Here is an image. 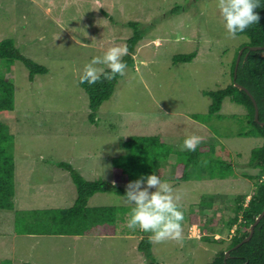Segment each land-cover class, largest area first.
<instances>
[{"label": "rangeland", "instance_id": "obj_1", "mask_svg": "<svg viewBox=\"0 0 264 264\" xmlns=\"http://www.w3.org/2000/svg\"><path fill=\"white\" fill-rule=\"evenodd\" d=\"M216 3L217 0H0V42L11 39L19 54L47 69L46 74L30 82L20 61H15L9 71L0 62V76L14 86L15 110L0 114V123L7 125L14 136L17 212L43 206L21 205L19 199H28L27 194L38 199L33 184L48 187L54 176L51 171H57L55 162L68 163L87 176L97 173L92 177L94 181L107 176L110 183V159L124 154L123 144L130 137L159 136L173 151L181 152L184 139L194 133L203 137L197 147H211L213 158L231 163L233 175L223 185L217 177H208L210 170L202 169L203 164L190 169L191 180L177 187L181 210L192 213L201 208L202 201L209 202L211 211L203 208L206 214L196 227L205 229L214 216L218 221L216 229L221 232L217 233L219 240L226 238L227 209L240 195L249 199L257 184L259 172L249 166V155L262 139L238 135L247 111L229 99L222 102L217 115L207 117L203 123L191 118H205L210 99L203 93L231 83L232 61L243 50L239 47L248 42L245 36L226 37ZM132 22L139 24L143 37L134 47L126 75L119 78L112 96L98 110L97 125H91L88 98L78 84L83 66L111 46L126 45L133 35L129 27ZM192 52L196 57L190 63H173L176 55ZM93 157L98 159V170L93 164L96 162L91 161ZM175 160L172 153L161 174V179L166 174L163 181L174 187L179 184L174 178ZM182 175L177 173L178 177ZM210 181L215 182L205 184ZM96 195L100 206L128 207L113 193ZM209 196L213 197L211 201ZM9 213L0 211V225L7 222L4 227L10 232ZM118 216L109 233L98 234V243L64 236H18L15 240L13 235L3 236L1 232L0 262L148 264L137 246L143 236L150 239L151 234L129 235L132 230L118 225H126L127 216L125 222ZM114 226L120 234L113 233ZM182 227L184 230L187 223ZM185 236L184 232L182 243L150 240L153 257L161 264H208L222 248L201 239L200 243L190 241L189 235Z\"/></svg>", "mask_w": 264, "mask_h": 264}, {"label": "trees", "instance_id": "obj_2", "mask_svg": "<svg viewBox=\"0 0 264 264\" xmlns=\"http://www.w3.org/2000/svg\"><path fill=\"white\" fill-rule=\"evenodd\" d=\"M261 7L256 9L260 16L259 23L250 26L245 32L238 33V36H245L248 42L239 47L243 49L236 71L233 77L236 56L234 57L231 69V83L223 89L204 92L203 94L210 99V105L205 118L199 115H192L191 118L196 122H204L207 117L217 115L220 111L222 102L229 99L232 103L246 109L245 123L238 133L239 136L261 138L262 144L250 151L249 166L258 170L257 184L254 192L250 196L247 204V196L240 195L236 199L235 205L229 207L228 217L224 223L226 238L214 239V235L219 228L217 219L209 220L205 229L200 230L199 238H189L190 240H200L207 244L220 245L222 248L215 254L212 261L208 264H264V217L255 226L251 239L242 244L239 248L231 250L235 245L242 241L248 234V227L254 222L255 218L264 208V126H260L254 121V105L250 96L239 90L234 84L245 88L254 99L258 108V122L264 123V50L251 51L249 47L264 46V0H260ZM133 35L127 40L129 55L124 57L128 64L131 54L136 44L142 39L144 31L136 22L129 23ZM196 57V52L185 55H176L173 58L174 64L190 63ZM15 61H20L28 71L29 81H33L37 75H44L47 69L32 60L23 57L14 47L11 39L0 42V62L9 71ZM107 71V70H106ZM120 76L112 81H106L101 77V81L89 85L79 83L88 98V121L91 125H97L96 114L101 105L106 102L113 94ZM13 84L0 76V114L12 113L15 110ZM124 154L113 158L112 173L114 184L127 183L139 179L141 176L156 174L161 178L164 167L169 164L168 158L173 153L176 155L174 165L176 182L189 181L188 172L203 164L202 169L210 170L212 180L226 179L233 175L231 163L227 164L220 158H213L210 154L211 147L199 146L194 152L173 151L170 145H166L159 136H132L123 144ZM14 136L9 133L7 125L0 123V211L13 210L14 197ZM204 161H207L205 164ZM54 166L61 168L69 173L72 183L77 192V197L71 207L64 209L35 210L31 212H16L14 231L18 235H37V236H84L86 234H105L109 233L110 226L115 223L116 216L120 221L129 212L128 207H88L87 201L97 193H113L119 197L125 195L123 188L98 179L86 181L68 163L55 162ZM218 170V172H216ZM182 172L181 177L177 176ZM185 173V174H184ZM251 179V177H249ZM253 178V177H252ZM213 199L209 196V201ZM194 212L184 214L183 223L188 226L199 224V218L206 214L204 207L211 211V204L202 201ZM181 208V206H180ZM208 211V212H209ZM209 214V213H208ZM209 216V215H208ZM120 225V229L125 225ZM196 225V226H197ZM209 226V227H208ZM117 226L113 227V233L120 234ZM233 233H230V231ZM104 231V233H103ZM141 233L139 229L130 231L131 233ZM129 233L127 229L126 234ZM219 235V234H218ZM151 242L149 236L145 235L138 243L137 250L141 253L148 264H161L151 253ZM230 250L229 256L224 262V256ZM0 264H12L11 261L3 260ZM30 264V263H24Z\"/></svg>", "mask_w": 264, "mask_h": 264}, {"label": "clouds", "instance_id": "obj_3", "mask_svg": "<svg viewBox=\"0 0 264 264\" xmlns=\"http://www.w3.org/2000/svg\"><path fill=\"white\" fill-rule=\"evenodd\" d=\"M216 6L228 39H237L238 33L259 23L256 9L261 7L260 0H217ZM128 55L126 45L107 48L102 56H94L83 66L79 83L92 85L100 82L101 77L112 81L117 76H125L127 63L124 57ZM202 139L200 135L189 134L181 145V151L194 152ZM121 198L129 206L125 225L128 229L150 233V240L154 243H182L184 213L178 203L181 193L172 184L156 174L141 176L125 185V195Z\"/></svg>", "mask_w": 264, "mask_h": 264}, {"label": "crops", "instance_id": "obj_4", "mask_svg": "<svg viewBox=\"0 0 264 264\" xmlns=\"http://www.w3.org/2000/svg\"><path fill=\"white\" fill-rule=\"evenodd\" d=\"M91 161H95L96 162V164L95 163H93V164H94L95 170H98V159L96 157H93ZM111 161L112 160L110 159V163H111ZM100 165H103V161H102V163H100ZM71 167L76 169L72 165H71ZM56 170L57 171H51L52 173H50V174H54V176L52 178V183L50 182L51 184H49L48 187H45L44 183H43V185H41V184H33V186L35 188V193L37 192L36 196H37L38 199L34 200L32 196L30 197V194H27L29 196L28 199H27V197L25 198V200H24V198L21 199V200L19 199L21 205H25L26 204V205H43V206L34 207L31 210H22V212H31V211H35V210L64 209V208L71 207L74 204L75 199L77 197V192H76V188H75L74 184L71 181L69 173L64 171L63 169L61 170V168H58V167H56ZM111 170H112V166H111ZM79 174L83 178L85 177L84 179L86 181H94L95 176L98 175L97 173L96 174L94 173V174H91V175L87 176V174L84 175L81 172H79ZM107 175H109V174H107ZM92 177H94V178H92ZM165 177H166V174H164L163 179H165ZM15 179H17V177H16V173H15V168H14V183H15ZM29 180L30 179H28V181ZM104 180L108 181L107 176L104 177ZM190 180L191 179H189V181ZM109 181H110V183L114 184L112 176H111V179ZM219 181L222 182V184L223 183H228L226 181V179H219ZM219 181H217V182H219ZM186 182H188V181H186ZM214 182L215 181H210V182H207V183L204 182V183L208 185L209 183H214ZM175 183H179V184H177L174 187V188L177 189V187H179V185H180V182H175ZM126 184L127 183H119V185L123 189H125V185ZM190 184L193 185V183H190ZM182 185H183V183H182ZM14 187H15V184H14ZM98 194H100V193H98ZM97 198H98V195H96V194L91 196L89 198V200L87 201L88 207H91V208H93V207H101L100 205H102V204H98ZM182 202H183V200H182ZM18 203L19 202H18L17 190L14 188V197H13V207L14 208H13L12 211H7V212L12 213V217L10 219V222L8 223V226H10L11 230L9 232L7 230V228L4 227V226H6V223H7L6 222V223L2 224L3 227L0 225L1 226L0 228L3 229V230H0V233L2 232L1 234H3V236L6 235V234L7 235H11V236L13 235V238L15 237V240L18 239V236H24V238H31V239L39 237L37 235H18V234L15 233V231H14V222H15V213L19 210ZM179 205H180V203H179ZM23 208H25V207H23ZM213 219H216V218H214V216H213ZM185 224L186 223H183L182 226L185 227ZM195 225H197V224H195ZM189 227L190 226L187 225V227L183 230V233L185 232V235H186L185 238L188 236ZM230 233H233V231L231 230L229 232V234ZM64 237H70V238L75 239V240H82V239L85 240L86 239V242L88 241V239H93V241H95V243H98V235L97 234H86L84 236H64ZM219 237L220 236L218 234L214 235V239H217ZM190 241H198L200 243V240H190Z\"/></svg>", "mask_w": 264, "mask_h": 264}, {"label": "water", "instance_id": "obj_5", "mask_svg": "<svg viewBox=\"0 0 264 264\" xmlns=\"http://www.w3.org/2000/svg\"><path fill=\"white\" fill-rule=\"evenodd\" d=\"M249 50H251V51L264 50V46H262V47H249ZM242 51L239 52V54H238V56L236 58V61H235V66H234V70H233L234 79L236 77V71H237V67H238V64H239V60H240ZM234 86L237 87L239 90H242V91L246 92L250 96L251 101H252V103L254 105V121L256 123H258L260 126H264V123L258 122V108H257V105H256L254 99L252 98V96L242 86H240V85H238L236 83L234 84ZM263 217H264V208H263L262 212L255 218L254 222L248 227L247 236L242 241H240L237 245H235L231 250H235V249L239 248L242 244L247 243L251 239L255 226L260 222V220ZM229 253H230V250L225 253L224 262H226V259L228 258Z\"/></svg>", "mask_w": 264, "mask_h": 264}, {"label": "built area", "instance_id": "obj_6", "mask_svg": "<svg viewBox=\"0 0 264 264\" xmlns=\"http://www.w3.org/2000/svg\"><path fill=\"white\" fill-rule=\"evenodd\" d=\"M200 230L197 229L196 226H192L189 228V237L191 238H199Z\"/></svg>", "mask_w": 264, "mask_h": 264}]
</instances>
